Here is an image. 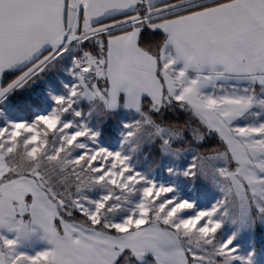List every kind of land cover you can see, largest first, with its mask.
<instances>
[{"label": "snow or ice", "instance_id": "snow-or-ice-1", "mask_svg": "<svg viewBox=\"0 0 264 264\" xmlns=\"http://www.w3.org/2000/svg\"><path fill=\"white\" fill-rule=\"evenodd\" d=\"M66 55L51 105L10 118ZM261 225L264 0H0V264H257Z\"/></svg>", "mask_w": 264, "mask_h": 264}, {"label": "trees", "instance_id": "trees-1", "mask_svg": "<svg viewBox=\"0 0 264 264\" xmlns=\"http://www.w3.org/2000/svg\"><path fill=\"white\" fill-rule=\"evenodd\" d=\"M21 91L10 97V100L7 102L6 112L10 118H29L32 115L31 111L39 110L38 108H36L35 105H33L32 109L29 110L28 104L34 100L35 101L41 100L43 96H20ZM50 105H51L50 101L49 102L45 101V105H44L45 108L49 107ZM85 110H87L86 104H85ZM120 115L125 118L127 117L128 119H131V114H127V113L125 114L121 112ZM167 119L170 122H175L180 125H184L188 121V114L182 113L179 110H170L167 113ZM114 125H115V119L110 124L108 131L105 133V141L106 143H109L106 144V146H110L112 148H118L120 143V137L118 135V132L113 131ZM144 155L147 156V160L144 162L145 168L147 167L148 164H151L152 167L156 169L155 175L165 172L162 168L157 167V165L160 163V160H159L158 150L155 145L151 149L145 147ZM206 185L207 183L202 180L195 181L193 183V186L195 188L194 195L197 197V202L199 204H200L199 200L204 199L206 204L210 206L214 200L219 199L220 194L216 190L209 191L207 188V186L209 185L207 186ZM213 191L214 194L212 197H210ZM92 195L95 196L97 195V193H92ZM74 218L78 220L83 219V217L79 213H76ZM252 244L255 247L256 255H258L260 253L259 246L257 244H254L253 242L251 243V246Z\"/></svg>", "mask_w": 264, "mask_h": 264}, {"label": "rangeland", "instance_id": "rangeland-1", "mask_svg": "<svg viewBox=\"0 0 264 264\" xmlns=\"http://www.w3.org/2000/svg\"><path fill=\"white\" fill-rule=\"evenodd\" d=\"M70 61H71V58L67 57V55H66V58L63 61H61L55 67L50 68L47 71V73L42 74V76L40 77L39 80H37L33 84H30L25 89H23L21 91L20 96H43V98H45L46 101L49 102L50 100H47V92H46L47 87L51 84V82L52 83H54V81L61 82L62 80H66L68 78V73L65 71V66L68 67L71 64ZM62 74H64V75L62 76ZM142 170H144V169H142ZM156 176L158 179H160L162 181H170L173 179V178L168 176L166 171L164 173H159ZM180 184H181V188H182L181 195H183L186 198H191V199L197 201V197L194 195L195 194V192H194L195 188L193 186V183L192 182L190 183L188 181L181 179ZM207 188L209 191L215 190L214 188L211 187V185L207 186ZM213 194H214V191L210 195V197H212ZM199 201H200L201 207L206 208V207L211 206V205L210 206L207 205L204 199H201ZM214 202H215V200L213 201V203ZM252 242L259 246L260 253L258 254L259 256L256 255L257 264H264V225L258 226L255 233L251 236L250 239L249 238L245 239V247H249ZM42 246H43L42 244L35 245V250H38ZM252 246H253V244H252ZM28 250L32 251L33 248H29Z\"/></svg>", "mask_w": 264, "mask_h": 264}, {"label": "crops", "instance_id": "crops-1", "mask_svg": "<svg viewBox=\"0 0 264 264\" xmlns=\"http://www.w3.org/2000/svg\"><path fill=\"white\" fill-rule=\"evenodd\" d=\"M71 66V64L68 66V67H70ZM47 73V72H46ZM64 74H62V76H63ZM71 78L68 76V78L66 79V80H62L63 82H67V81H69ZM61 81V82H62ZM61 82H58V81H54V83H52L51 82V84L47 87V89H46V92H48L49 91V89H57V90H62V88H61Z\"/></svg>", "mask_w": 264, "mask_h": 264}]
</instances>
